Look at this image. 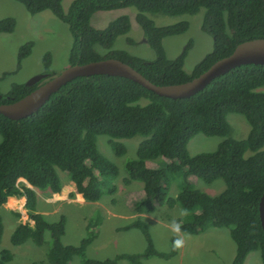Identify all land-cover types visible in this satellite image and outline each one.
Returning <instances> with one entry per match:
<instances>
[{
	"label": "trees",
	"instance_id": "trees-1",
	"mask_svg": "<svg viewBox=\"0 0 264 264\" xmlns=\"http://www.w3.org/2000/svg\"><path fill=\"white\" fill-rule=\"evenodd\" d=\"M15 1L30 16L47 10L67 27L71 37L69 66L116 59L156 86L187 82L228 56L238 44L264 39V0H73L65 12L61 9L62 0ZM126 8L135 10V23L154 52V60L145 61L112 49L115 39L130 29L126 16L116 18L102 30L90 26L94 13ZM200 9V30L211 38L212 48L186 74L183 62L190 44L170 60L165 57L162 40L183 34L187 22L156 27L146 14L176 17L194 15ZM13 29L12 18L0 20V34H11ZM32 46L29 41L18 47L16 70L30 55ZM96 48L104 53H98ZM49 60L46 53L42 58L43 73L50 72ZM36 87L12 85L6 93H0V105L17 101ZM229 114L243 118L248 126L245 138L230 137L226 119ZM197 134L221 141L211 152L189 155L187 144ZM98 136L107 137V145L115 156L125 153L120 140L140 138L134 158L123 165L125 177L121 179L126 186L134 182L142 185L141 199L131 200L130 210L134 214L149 215L162 206L182 212L186 209L189 214L175 220L181 223L182 234L225 229L234 243L230 264H243L247 255L256 251L260 264H264V236L258 217V203L264 194V65L235 67L193 96L175 100L159 97L120 77H76L27 117L14 121L0 115V209L6 201L10 202L8 198H23L25 215L33 223H18L10 233V245L20 246L29 240L41 246L47 233L48 264H70L73 256L79 258L80 264L169 260L176 254L172 249L176 238L169 239L167 252L156 251L146 224L139 219L116 231L139 229L145 244L140 253H119L110 259L93 260L86 258L84 251L97 236L98 216L87 220V235L74 247L60 243L65 225L62 215L57 221L48 222L36 213L37 192L60 193L64 183L59 173L66 176L72 188L70 198L78 195L84 202L95 203L102 195L114 193L111 182L118 169L98 152ZM190 179L206 185L221 180L224 188L209 196L193 188ZM171 183L177 187L173 198L167 195ZM11 215L19 218L17 212ZM1 235L0 218V238ZM11 261L9 251H0V264Z\"/></svg>",
	"mask_w": 264,
	"mask_h": 264
},
{
	"label": "rangeland",
	"instance_id": "rangeland-1",
	"mask_svg": "<svg viewBox=\"0 0 264 264\" xmlns=\"http://www.w3.org/2000/svg\"><path fill=\"white\" fill-rule=\"evenodd\" d=\"M73 0H62L61 9L65 12ZM136 12L133 8L112 10L108 12H96L90 18V26L95 30H102L120 16H126L129 20L130 29L122 36L115 39L112 49L122 50L130 56L138 57L145 61H152L155 58L154 52L146 45L142 31L134 20ZM203 10L200 9L194 15H181L168 17L162 14H146L156 27H164L185 21L188 24L187 30L179 35L167 37L162 40V47L167 59H174L182 53L184 47L189 43L190 47L186 52L183 71L189 74L192 68L211 51V38L200 30ZM12 18L14 29L11 34H0V93H6L12 85H23L31 77L39 74H47V78L59 74L63 69L69 67L67 61L68 48L71 37L67 27L59 22L49 11H43L30 16L23 7L15 0H0V20ZM130 40L132 45L127 42ZM32 42L30 55L25 58L16 70V54L18 47L26 42ZM98 53H104L96 48ZM49 55V73H43L42 58ZM16 70L15 74L12 72ZM52 74V75H51ZM45 80V79H44ZM230 126V137L233 140L245 138L248 126L243 118L236 114H229L226 117ZM107 137L96 138L98 152L109 162L116 166L118 175L111 184L115 191L112 195H102L95 203L84 202L78 195L70 198L71 186L67 183L65 175L59 173L60 180L64 185L59 194L49 195L45 192H37L35 210L37 214L43 215L48 222L57 221L62 215L65 218L64 233L60 243L64 246H78L80 241L87 235L85 224L88 219L98 216L100 224L97 228V236L86 247L84 255L88 259L105 260L114 257L116 254L140 253L145 244L139 233V229L130 228L124 232L116 231L124 225L136 219L146 224L153 248L158 252L169 250V239L177 236L171 230V222L183 216L177 208L168 209L165 206L157 207L149 215H136L130 210L133 202L141 199V187L139 182L123 185L121 179L125 177L123 165L125 161L135 156V150L140 138L133 137L119 142L125 147L123 156H115L107 145ZM221 141L218 137H205L201 134L194 136L187 144L189 155L211 152ZM264 151V147L262 148ZM154 163V162H152ZM150 165V163H149ZM20 181V180H19ZM193 188L204 192L209 196L217 195L224 188L221 180H215L209 185L203 182L190 179ZM25 183L24 181H21ZM177 193L175 183L169 185L167 195L173 198ZM23 199V198H22ZM10 200V199H8ZM6 201L4 208L0 209L2 222V235L0 238V251L7 250L12 255L9 264H48L46 252L49 245V235L44 233L43 244L35 246L31 241H26L20 246H12L9 243V236L13 228L18 224L32 222L28 220L20 205V198ZM24 202V200H23ZM11 212L19 213V218L11 215ZM225 229L209 228L198 235H184V247L176 250V254L169 260L163 261L157 258H150L143 261L144 264H230L234 254V243L226 236ZM180 255V256H179ZM179 256V257H178ZM243 264H260L258 252H252L245 258ZM70 264H80L79 258L73 256ZM117 264H129L124 260Z\"/></svg>",
	"mask_w": 264,
	"mask_h": 264
},
{
	"label": "water",
	"instance_id": "water-1",
	"mask_svg": "<svg viewBox=\"0 0 264 264\" xmlns=\"http://www.w3.org/2000/svg\"><path fill=\"white\" fill-rule=\"evenodd\" d=\"M241 65H264V39H253L238 44L228 56L217 60L195 78L176 85H153L130 66L116 59H103L83 65H72L48 79H46L47 74L35 75L25 82L24 86L30 87L42 83L19 100L9 104H1L0 115L14 121L25 118L36 112L52 93L76 77L92 75L120 77L159 97L175 100L193 96L214 78ZM258 217L264 236V194L258 203Z\"/></svg>",
	"mask_w": 264,
	"mask_h": 264
},
{
	"label": "clouds",
	"instance_id": "clouds-1",
	"mask_svg": "<svg viewBox=\"0 0 264 264\" xmlns=\"http://www.w3.org/2000/svg\"><path fill=\"white\" fill-rule=\"evenodd\" d=\"M181 214L187 216L189 213L188 210L185 209ZM181 227H182L181 223H178L175 220L171 222V230L177 236V238L173 241L172 244V249L174 251L181 249L182 247H184L185 244V240L183 239V236L187 235V233L182 234Z\"/></svg>",
	"mask_w": 264,
	"mask_h": 264
},
{
	"label": "crops",
	"instance_id": "crops-1",
	"mask_svg": "<svg viewBox=\"0 0 264 264\" xmlns=\"http://www.w3.org/2000/svg\"><path fill=\"white\" fill-rule=\"evenodd\" d=\"M8 199H13V200H15V202H17L16 199H14V198H8ZM23 200H24V199L20 198V202H21L20 205H23V204H24ZM2 208H4V207L2 206ZM227 234H228V233H227V231H226V236H227ZM179 256H180V255H179ZM179 256H178V257H179ZM245 260H246V259H245Z\"/></svg>",
	"mask_w": 264,
	"mask_h": 264
},
{
	"label": "flooded vegetation",
	"instance_id": "flooded-vegetation-1",
	"mask_svg": "<svg viewBox=\"0 0 264 264\" xmlns=\"http://www.w3.org/2000/svg\"><path fill=\"white\" fill-rule=\"evenodd\" d=\"M40 83H42V82H40ZM40 83H38V84H35V85H39Z\"/></svg>",
	"mask_w": 264,
	"mask_h": 264
}]
</instances>
